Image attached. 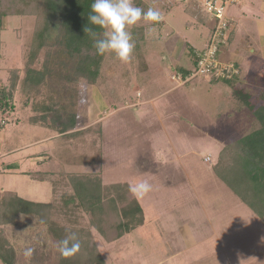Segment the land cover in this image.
Segmentation results:
<instances>
[{
  "label": "rangeland",
  "instance_id": "374dc122",
  "mask_svg": "<svg viewBox=\"0 0 264 264\" xmlns=\"http://www.w3.org/2000/svg\"><path fill=\"white\" fill-rule=\"evenodd\" d=\"M146 2L160 12L161 23L129 26L135 43L130 60L104 54L94 80L76 75L86 51H67L59 19L30 61L35 16L3 18L0 80L10 86L13 108L0 112V190L46 201L51 179L70 190L61 183L65 174L98 178L103 188L127 183L131 189L146 180L150 190L136 196L145 221L130 233L108 240L83 210L70 224L105 264H264V224L212 170L220 149L260 126L238 92L255 103L264 99V16L258 13L264 4L257 1L261 6L254 10L260 21L248 12L230 22L234 38L219 59L236 60L241 69L239 78L224 83L177 73V64L192 71L194 66L185 56L179 63L170 60L166 34L179 31L201 49L195 32L205 30L193 29L180 0L169 11L170 0ZM28 67L43 72L38 82L26 77ZM64 125L69 130L61 132ZM35 154L42 164L31 165ZM18 160L25 171L51 175L40 180L4 172L5 164ZM1 229L14 249V264H58L59 241L37 216L20 214Z\"/></svg>",
  "mask_w": 264,
  "mask_h": 264
},
{
  "label": "trees",
  "instance_id": "16d2710c",
  "mask_svg": "<svg viewBox=\"0 0 264 264\" xmlns=\"http://www.w3.org/2000/svg\"><path fill=\"white\" fill-rule=\"evenodd\" d=\"M92 3L93 0H0V33L3 29L4 17L34 15L35 27L29 52V59L32 61L44 45L52 21L55 18L59 19L64 30L63 39L67 51L72 54L86 51V54L78 60L76 75L94 80L99 73L103 58V55L96 54L94 39H102L104 30L91 25L87 20ZM133 4L145 11L151 8L146 0H133ZM199 50L191 46L187 48V56L193 66L197 62ZM234 65L238 66L235 62ZM176 70L184 78L192 72L182 66H177ZM26 73V77L38 82L43 72L28 67ZM236 77L213 80L232 83ZM11 86H14V83ZM238 94L246 102L245 105L260 126L220 149L212 170L264 224V99L260 103H255L249 94L242 92ZM11 97L10 86L6 87L0 80V112L13 108ZM69 124L67 123L71 128L64 125L61 132L72 129V120ZM26 174L33 179L44 180L49 173L37 171ZM61 183L68 186L65 188L70 190L59 188L60 180L51 179L52 198L49 202L24 199L11 190L2 192L0 195V259L3 264H14L15 252L3 236L2 225L12 223L20 214L37 216L59 242L70 233L76 234L80 248L68 257L60 254L58 264H105L96 246L82 239L78 228L72 226L76 224L75 218L80 210L90 213V222L94 223L108 240L130 233L145 221L144 209L136 196L129 195L130 187L127 183H115L103 188L98 178L75 174L63 175ZM108 213L112 214V219L105 218ZM103 223L106 227L102 226ZM109 230H112L113 234L110 235Z\"/></svg>",
  "mask_w": 264,
  "mask_h": 264
},
{
  "label": "clouds",
  "instance_id": "9594fccd",
  "mask_svg": "<svg viewBox=\"0 0 264 264\" xmlns=\"http://www.w3.org/2000/svg\"><path fill=\"white\" fill-rule=\"evenodd\" d=\"M161 18L159 11L148 8L147 11L133 4V0H93L87 16L88 22L104 30L102 39H94L97 55L114 54L122 62H128L135 48L129 26L143 20L152 24ZM89 31H91L89 29ZM150 184L141 180L131 187L134 196H143L150 190ZM80 248L75 233H70L59 242L58 251L63 257L73 255ZM26 255H31L29 250Z\"/></svg>",
  "mask_w": 264,
  "mask_h": 264
},
{
  "label": "crops",
  "instance_id": "0c3cea01",
  "mask_svg": "<svg viewBox=\"0 0 264 264\" xmlns=\"http://www.w3.org/2000/svg\"><path fill=\"white\" fill-rule=\"evenodd\" d=\"M176 1H178V0H170V2H169L170 8L168 9V11L173 7L174 4H176ZM180 1L183 3L184 6L187 7L186 11H188L190 13L189 15L193 18V21L191 22L193 29L197 30L199 28H202L205 30L203 32V34L205 33L204 39H202L203 38L202 32H195L196 38L198 39V42L202 43V46L199 48H203L204 45L206 44L207 37H208V34L210 32L211 21H210L208 15L206 14V12L204 10V7L200 6V3H202V0H187V1L186 0H180ZM257 1H261L264 4V0H257ZM257 1L255 2V0H240L237 4H234L235 5L234 8L236 9L235 12L229 13V10H228V16L230 18L231 24L232 23L236 24V23L240 22L243 18L248 17V14H247L248 12H249V16L251 15L253 17V19L260 21L261 20L260 16L257 14L256 11H254V10H256L257 7L261 6V4L257 3ZM193 2H197L198 6H200V8L198 6L195 7L193 5ZM251 10L253 12H251ZM258 13L261 15L263 14L262 16H264V8H262L261 12H258ZM158 23H161V21L159 20ZM188 27H190V25L187 26V29H188ZM174 32H175L174 30H171L169 33L166 34L168 39H166V41H164L165 42L164 44H165L166 49L168 50L167 52H168V56H169L170 60H174L175 62L179 63L182 57L185 56V57L189 58L187 56V48L189 46H191L192 48L194 47L195 49L198 47H196L192 43V40H190L189 38H186V36L185 37L180 36L179 31H177L179 36L177 35V33L175 34ZM234 33H235V30L231 28L228 41L223 46L219 55L221 54V52H223L225 46L230 45L232 43L231 41L234 38ZM192 39H194V37ZM232 53L237 54L236 49H234ZM232 60H229V61L238 63L236 60H233V61ZM177 66H181V65L177 64ZM238 68H240L239 63H238ZM240 74H241V70H240ZM239 77L240 76L237 75V77L235 79H237ZM35 157H37L36 154L33 156L32 160L30 161L31 165H34V163H38L39 165L43 163L42 160L34 161ZM20 162H22V161L18 160V161H12L11 162L12 164H10V163L7 165L5 164L4 172L10 173V174L11 173H18L19 175L27 173V172H37V171H25V170H23L19 166ZM15 163L18 166H16ZM42 172H47V170L42 171ZM48 173L50 174L51 172H48ZM49 174H48V176H49ZM26 176L31 178L30 175L26 174ZM46 178H48V177H46ZM6 190H8V189H4V190L1 189L0 190L1 194L3 191H6ZM11 191L16 192L20 197H22L18 191L14 190V189H11ZM32 193H36V192H32ZM27 196H28V194H27ZM22 198H24V197H22ZM30 198H32V197H30ZM51 198H52V188H51ZM51 198H49L46 201H38V202H49L51 200ZM24 199H28V197L24 198ZM28 200H30V199H28ZM32 201H35V200H32Z\"/></svg>",
  "mask_w": 264,
  "mask_h": 264
},
{
  "label": "built area",
  "instance_id": "2783aa9c",
  "mask_svg": "<svg viewBox=\"0 0 264 264\" xmlns=\"http://www.w3.org/2000/svg\"><path fill=\"white\" fill-rule=\"evenodd\" d=\"M239 1L202 0L204 10L210 17L211 22L213 21V25L205 46L197 52V62L190 75L194 73L213 79H230L238 75V66L230 61L223 63L219 59V53L227 43L230 35L231 25L227 16L228 8Z\"/></svg>",
  "mask_w": 264,
  "mask_h": 264
}]
</instances>
